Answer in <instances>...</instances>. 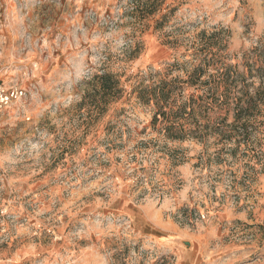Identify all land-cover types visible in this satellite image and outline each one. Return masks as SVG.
I'll list each match as a JSON object with an SVG mask.
<instances>
[{
  "label": "rangeland",
  "instance_id": "rangeland-1",
  "mask_svg": "<svg viewBox=\"0 0 264 264\" xmlns=\"http://www.w3.org/2000/svg\"><path fill=\"white\" fill-rule=\"evenodd\" d=\"M137 1L0 0V84L25 92L1 121L0 264H264V133L257 161L211 131L169 142L129 96L140 75L184 79L202 31L245 72L264 0H164L161 30ZM103 72L123 97L88 119Z\"/></svg>",
  "mask_w": 264,
  "mask_h": 264
},
{
  "label": "trees",
  "instance_id": "trees-1",
  "mask_svg": "<svg viewBox=\"0 0 264 264\" xmlns=\"http://www.w3.org/2000/svg\"><path fill=\"white\" fill-rule=\"evenodd\" d=\"M163 3L164 0H138L133 7L134 16L143 21L158 15ZM167 17L160 14L154 28L161 30ZM221 32L207 34L202 31L196 36L191 52L192 68L181 67L184 79L166 80L159 72H154L148 75L145 85L140 75L129 96L152 108L151 126L169 142L196 140L205 143L206 133L211 131L221 144L224 143L223 147L233 142L236 150L242 146L252 153L251 160L257 161L256 136L264 133V36L243 55L245 72L240 73L221 61ZM176 40H166L164 45L175 47ZM175 66L174 63L169 67ZM93 81L79 103L80 110L90 107L86 113L88 119L106 113V107L115 96L118 101L124 93L118 74L115 77L103 72L94 76ZM189 88L194 92L187 93ZM206 113L217 116L206 117ZM229 117L231 123H228ZM167 152L175 154L177 151L167 149Z\"/></svg>",
  "mask_w": 264,
  "mask_h": 264
},
{
  "label": "built area",
  "instance_id": "built-area-1",
  "mask_svg": "<svg viewBox=\"0 0 264 264\" xmlns=\"http://www.w3.org/2000/svg\"><path fill=\"white\" fill-rule=\"evenodd\" d=\"M25 92L22 89H6L0 84V128L1 121L5 113L14 105L22 102Z\"/></svg>",
  "mask_w": 264,
  "mask_h": 264
}]
</instances>
